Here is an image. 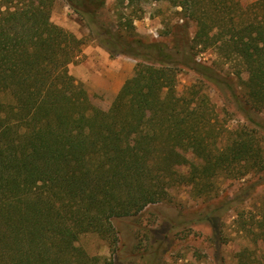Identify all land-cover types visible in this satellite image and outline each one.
<instances>
[{
  "label": "trees",
  "instance_id": "obj_1",
  "mask_svg": "<svg viewBox=\"0 0 264 264\" xmlns=\"http://www.w3.org/2000/svg\"><path fill=\"white\" fill-rule=\"evenodd\" d=\"M65 1L110 57L146 64L136 65L103 110L70 73L88 43L52 21L55 0H0V264H115L113 257L89 255L77 244L80 237L97 234L114 256V220L168 201L170 188L190 185L195 196L214 201L221 197L219 177L264 172L256 130L219 147L215 124L191 107L206 99L176 94L173 67L189 66L185 46L183 52L177 44L130 39L132 22L113 33L99 18L107 0ZM127 1L134 0H116L118 6ZM168 1L197 22L189 49L217 46L225 59L240 61L247 99L264 108V0L246 9L240 0ZM252 9L254 17L244 16ZM191 59L189 69L235 94L233 79ZM242 112L264 129L247 107ZM258 185L206 211L215 235L222 217ZM258 227L254 240L264 242V197ZM248 252L239 253L237 264H253Z\"/></svg>",
  "mask_w": 264,
  "mask_h": 264
},
{
  "label": "rangeland",
  "instance_id": "obj_2",
  "mask_svg": "<svg viewBox=\"0 0 264 264\" xmlns=\"http://www.w3.org/2000/svg\"><path fill=\"white\" fill-rule=\"evenodd\" d=\"M240 1L246 9L259 0ZM253 10L245 11L244 16L254 17ZM99 18L110 25L113 33L121 25H125L127 30L131 29L128 23L132 22L133 33L126 35L130 39L158 42L168 48L177 44L183 52L185 46L182 59L187 65L192 66L191 58H194L196 62L233 79L236 95L228 90L222 91L189 69V66L173 67L175 91L179 97L192 98V92H197L206 99L205 103L198 100V105L192 104L191 107L198 106L201 112L204 110L205 117L215 124L214 134L219 147L236 135H246L244 130H256L264 152V129L259 130L242 112V107H247L253 118L264 124V108L258 110L245 95L244 82L248 76L243 71L244 66L237 59H225L217 46L205 50L198 47L191 51V41L199 27L197 22L184 17L181 7L172 5L168 0H134L122 6H118L116 0H107L106 7L99 12ZM51 19L79 38H84L88 45L100 46L82 17L65 0H55ZM114 58L132 62L135 67L138 63L146 64L123 55ZM90 95L94 104L103 110H108L114 100L104 94ZM250 135L254 138V133ZM186 155L198 162L192 157V152ZM261 173L252 172L241 179L219 177L216 188L221 197L214 201L195 196L190 185L174 186L170 188L168 201L151 204L136 216L115 219L119 241L114 256L109 243L95 233L83 234L77 244L91 256L113 257L115 264H237L239 253L245 248L249 249L253 264H264V242L254 240L255 233L260 232L258 220L262 216L264 197V172ZM254 183H259L255 192L222 217L219 221L220 231L218 236L215 235L211 225L203 219L206 211L225 198H233L242 188Z\"/></svg>",
  "mask_w": 264,
  "mask_h": 264
},
{
  "label": "crops",
  "instance_id": "obj_3",
  "mask_svg": "<svg viewBox=\"0 0 264 264\" xmlns=\"http://www.w3.org/2000/svg\"><path fill=\"white\" fill-rule=\"evenodd\" d=\"M81 62L70 65V73L85 85L89 94H104L114 99L125 82L133 76L135 65L109 53L98 45L83 48Z\"/></svg>",
  "mask_w": 264,
  "mask_h": 264
}]
</instances>
